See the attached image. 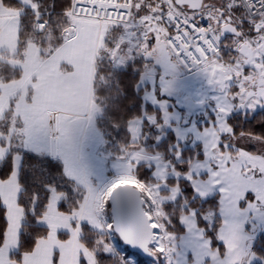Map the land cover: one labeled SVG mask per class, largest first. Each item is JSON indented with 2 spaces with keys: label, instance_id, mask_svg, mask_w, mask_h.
<instances>
[{
  "label": "snow or ice",
  "instance_id": "obj_1",
  "mask_svg": "<svg viewBox=\"0 0 264 264\" xmlns=\"http://www.w3.org/2000/svg\"><path fill=\"white\" fill-rule=\"evenodd\" d=\"M16 2H21V0H16ZM58 4L59 0H57ZM24 6L28 9L31 8V5L27 3ZM219 7L227 9V13L221 11L218 23L224 21L226 15L230 21L233 14L239 15L241 12H246V18L240 20V25L235 30H226L217 39L215 32L199 31L200 29L207 30L211 28L212 17L199 13L197 9L188 8L187 5H181L178 0H137L131 7L128 5L127 0H114V2L112 0H108V2H101V0H74V10L79 9L85 15L95 14L98 17L103 16L105 19L111 17L119 21L122 26V34L128 38L129 44L135 42L134 44L137 47L138 42L142 40L147 44L149 49L156 43V32L148 31L144 27L145 25L148 28H151L153 23L162 25L168 32L165 39L170 43L168 49L170 56L167 58L166 63L163 61L155 62L158 65H162L165 71H168L174 68L177 63L191 61L194 66L200 68L210 77L211 66L209 61H206L204 57H212L215 53L209 49L206 42L210 41L217 51L222 50L224 55H228L229 53L238 55V49L235 47L229 48L227 42L239 38L237 33L240 31V28H249L251 30L249 35L253 37L258 36L259 33H264V22L257 23L258 19L264 21V0H251L250 5L240 2V0H235V2L234 0H226ZM260 42V40L256 41V43ZM132 51L133 55H135L134 48ZM145 57L152 58L149 56ZM253 59L255 63L264 65V52L258 58L254 57ZM230 62L233 64L237 63L235 60H231ZM237 70L241 71L243 75H247L250 72H255L256 68L254 63L249 62L241 63ZM226 75H229V73H216L215 77L209 78L210 83L215 82L223 85V98L218 108L221 118L203 134L206 143L204 153L199 157L201 163L194 164L192 167L195 170L192 172H189L188 165L180 169L184 175H187L188 180L195 185L194 188H186V192H195L197 197H206L209 193L219 194L218 213L222 217V220L218 225L214 226L218 233L217 238L223 247H212L211 233L208 232L207 236H205L206 229L197 224L198 218L204 224H207V219H205L207 213L205 211L199 212L195 209H190L187 205L184 207V212L195 217L197 227L191 232L187 228L188 235L183 238L182 242L178 243L177 237L170 230H172L174 225L180 223V217L175 216L174 218L173 215L165 213L164 216L158 218L153 215L156 205L148 198H144L141 203L136 205L115 200L116 194L124 186L134 183L133 181L119 177L106 188L97 189L93 187L89 189L95 197V201H98L97 208L92 213L93 219L89 220L85 218L79 220L81 229L79 238L85 244V248L91 252V255L89 256L82 249L79 253L77 264H106L108 261L112 248L110 247L111 242L105 232L111 231L113 225H102L99 223V218L109 201L121 204L125 212L128 213L130 227L128 231L124 232L123 238L125 243H130L133 248L140 247L146 252L150 251L171 257V259L166 261V264H188L185 257L189 254H194L196 264H209V261L211 264H219V261H224L227 248L226 241L222 238L221 226L233 223L236 225L241 238L240 250L242 251V259L240 264H254V262L255 264H264V256L259 255V253H264V246L258 251H253L250 244L252 237L246 231L248 221L264 219V165L258 163L256 160L217 159L218 151H225L255 154L256 157H259L260 161H264V136L257 133L250 134L249 140L259 137L258 140L255 139L257 146L255 150H251L252 145L245 146L238 141L233 142L231 138L237 136L238 131L226 119L234 108L253 110L258 106H264V95L259 94V90L264 89V84L244 81L243 75L238 78L235 74H231L232 81H225L223 78ZM242 88L245 91L242 92ZM228 93L232 94L229 95ZM213 132L217 135H213ZM213 144L215 147H213ZM258 144L260 147H258ZM18 151L20 149L9 148L6 154L11 157L13 153ZM15 159H19V156H16ZM27 161L33 166L34 171L42 176L45 175L44 169H48L49 173L58 170V165L52 159L40 158L37 155H27ZM0 163H3L4 171L7 172V175L0 177V179L10 177L14 172L16 173L11 160L5 161L3 159L0 160ZM141 163L142 161L136 163V170L140 167ZM236 167L240 169V177L235 175ZM200 169L204 171L198 174ZM157 177L159 181L162 180L164 182V177L158 174ZM241 178L249 186L245 188L241 197L233 199V188L236 186V181ZM69 179L68 176L65 177V180ZM136 179L137 181H142L138 175ZM143 182L148 184V182ZM152 188L153 191L150 194L153 196L158 191L165 192L162 189V184L159 182L152 185ZM53 189L66 193L72 192V189L67 187V184H64L63 188L59 184H44L40 191L32 193L34 199L21 200L20 194H17V203L24 205V215L28 218L23 220L22 224H28L30 220L31 225H34L36 230H51L46 222L37 220L36 217L42 214L41 209L46 210ZM177 192L178 188L173 185L170 189V193L172 194L170 198L161 200L157 197L159 205L165 208V204L171 202L176 197ZM0 205H2L0 207V248H2L5 246V236L9 224L8 204L2 196H0ZM56 207L57 209H65L66 204L64 200H58ZM69 224L75 227L77 219H71ZM183 224L185 223L183 222ZM183 224H181V227H183ZM151 225L157 226L150 227ZM96 230H99V234L95 236L88 235V233ZM71 235V230L67 226L59 227L55 230L57 239L66 238ZM18 236L22 238V241L18 239L14 246H9L8 253L10 257L15 256L22 260V248L24 245L34 247L35 240L25 235L22 230L19 231ZM202 237H206L208 249L215 250L217 254L216 259H213L211 255L201 254L198 245L203 242ZM51 264H60V249L58 247H54L52 250ZM126 264H136V262L134 259L127 257Z\"/></svg>",
  "mask_w": 264,
  "mask_h": 264
},
{
  "label": "crops",
  "instance_id": "obj_2",
  "mask_svg": "<svg viewBox=\"0 0 264 264\" xmlns=\"http://www.w3.org/2000/svg\"><path fill=\"white\" fill-rule=\"evenodd\" d=\"M21 3L23 5L25 3L30 4V0H21ZM30 5L31 8L29 9L37 12L34 5L32 3ZM21 14L20 11L0 6V61H5L12 68L23 73L22 79L16 83L4 84L0 81V121L5 118L10 110L11 101L15 99L14 114L24 120L25 126L23 148L32 152L47 151L49 155L59 156L52 157L50 155L53 159L61 160L68 177L82 188H87L88 191L89 188L95 186L97 188L102 187L106 184V178H108V165L106 160L99 156L103 138L97 129L96 121L100 117L101 111L93 102V90L96 61L98 52L103 45L104 35L102 33L104 28L94 22H76L71 31L74 38L66 40L47 60L42 59L41 51L35 44L28 46L24 54V60H6L2 55L16 56L19 52ZM156 82V79L152 83L147 82L142 76L138 89L144 91L145 103L161 113L164 127L167 131H171L176 135L179 148H186L185 145L179 143L180 137L172 127V120L179 115L177 103L161 96ZM232 113L226 118L227 121ZM89 118L91 119L89 120ZM144 119L151 124L156 123L154 116H146ZM142 125L143 120L135 121L130 125L135 143L142 137ZM209 125L210 123L206 124V129L210 128ZM200 133H202V129ZM213 135L217 134L213 132ZM52 138L56 139V142L53 143ZM240 138L242 137L231 139L236 142ZM199 139L198 137L195 143L205 146L204 135L202 138L204 140ZM213 147H215L214 144ZM8 150L9 147L2 145V136L0 135V160H5ZM238 155H240L239 152ZM238 155L232 152L218 151L217 159H237ZM197 163L201 162H194L192 166ZM141 164L150 165V163L144 161ZM111 166L112 170L115 171L118 168V163L114 162ZM192 166L190 172L195 170ZM21 167L22 158L19 156V159H15L14 162L18 182L15 172L8 181L0 179V196L8 204L9 217L5 246L0 249V264H18L12 261L8 248L14 246L17 240L20 239L18 233L22 230L23 225L24 213L19 203H17V194L21 195L19 184ZM160 169L161 167H157L154 175H159ZM203 171V169L199 170L198 174ZM235 175L240 177L239 167L235 168ZM185 179L188 180L187 175H185ZM248 186L242 178L238 179L236 186L233 188V199L241 197ZM192 187L194 188L195 185L192 184ZM178 192L176 197L180 194ZM217 194L209 193L206 197L198 198L207 200ZM61 199H63L61 195H53L48 211L41 219L51 229L48 238L40 241L35 251L25 256L20 264H51L54 247L60 249V264H77L80 251L84 249L87 253L86 248L80 242V227L77 225L72 227L69 224V221L73 218H76L79 222L78 217L63 214L56 207V202ZM80 218L83 219V217ZM190 218L193 225H195L196 219L194 216ZM248 225L254 231L261 230L249 222ZM64 226L69 227L72 233L67 241L57 239L55 236V230ZM195 226L197 227V225ZM247 226L246 231L248 232ZM221 230L222 238L226 241L227 254L225 260L219 261V264H240L242 259L241 238L236 225L233 223L221 226ZM250 235L253 239L254 234L250 233ZM203 238L206 240L205 237H202L203 242L200 244L203 245V249H208L207 241H204ZM212 252L215 253V250H212Z\"/></svg>",
  "mask_w": 264,
  "mask_h": 264
},
{
  "label": "trees",
  "instance_id": "obj_3",
  "mask_svg": "<svg viewBox=\"0 0 264 264\" xmlns=\"http://www.w3.org/2000/svg\"><path fill=\"white\" fill-rule=\"evenodd\" d=\"M72 1L73 0H59V4L57 5V0H43L42 5H40V10L34 12L31 9L25 8L21 2H16V0H0V6L11 10L20 11L22 13L18 55L13 56L10 54H5L2 55V57L6 60L22 61L24 60V54L28 46L30 44H35L40 49L43 60L50 58L55 53V51L64 44L65 38L63 37V34L65 31L72 27L70 21L68 24V18L66 17L72 6ZM38 13L41 15L44 14V16L41 17V20H47L48 22V29L46 33H51L52 31L53 35H55L54 39L48 46L42 41L40 43L33 42L34 38L37 40L43 38L42 35H37L34 29L35 23L37 21L36 15ZM243 16L245 17V15ZM242 28L249 30L247 27ZM116 30H118V28ZM237 36L239 38L232 39L227 42V46L229 48L235 47L238 49L240 43L244 42L245 38L240 35V31L238 32ZM244 47L245 45L240 50L238 49V55H232L231 53L224 55L221 50L219 59L225 61V64L234 66L235 64L231 63L230 61L235 60L237 62V58H244L242 55ZM146 64L147 63H145L142 58H139L135 61L126 63L122 68H115L107 53H99L96 61L93 90V102L101 111V115L96 121L97 129L103 138V145L99 150V156L106 160L108 168H110L111 164L114 162L125 161L136 149H145L150 155L160 156L162 162L169 164L173 171L179 175V178H170L166 181L167 186L172 187L175 185L180 193L175 203H168L164 208L165 212L169 215H173L174 218L175 216L180 217V223L174 225L170 231L180 237H183L186 234V228L183 224V220L185 216H190V214L184 212V207L186 205L190 209H195L199 212L205 211L207 215L209 213H214V221H207V224H204L203 221L198 218L197 224L198 226L206 229L205 236H207L208 232L211 233L212 247L219 246L222 248L223 245L220 244L217 238L218 233L214 226L218 225L222 220L218 213L220 199L219 195L217 194L210 199L202 200L196 197L195 192H186V188L193 187L192 184L185 179V175L180 171V169H182L185 165H188L190 172L192 164L194 162L200 161L199 157L203 154L202 147L199 145L194 149L179 148L175 134L171 131H167V129L164 127L161 113L152 106L145 103L143 98L144 91L139 90L138 86L142 76L144 75ZM256 72L261 76L262 82H264V73L262 69L258 68L256 69ZM22 76L23 73L20 70L12 68L5 61H0V81L2 83L9 84L20 81ZM253 81L258 82L255 77L253 78ZM15 101V99L11 101L9 112L6 114L5 118L0 121V135L2 136V145L4 147L20 149V151L13 153L11 157L7 156L5 161L11 160L14 165L15 157L17 155L22 158V167L19 179V184L21 187V200L27 201L30 198L34 199L32 193L40 191L44 184H59L62 188L64 184H67V187L72 189L71 193L56 191L53 189L52 196L58 194L63 197L66 208L59 209L61 213L70 216L76 215L75 213L80 210V207L85 200L86 191L70 177L69 180H65V177L68 175L65 172L64 164L61 160L53 159L47 151L32 152L24 149L22 146L24 131H22L23 136L21 138H15L17 132L15 133L13 128L15 126L13 124L20 123L22 125L21 129L23 128L24 130V125L21 121V118L16 117L14 114ZM146 116H154L156 118V123L151 124L145 120L144 118ZM138 120H143L142 137L137 143H135L130 131V125L131 123ZM228 122L234 127L236 131H238V134L235 137L250 136L252 133H257L264 136V106L253 109L251 113H245L244 110L236 108ZM241 130L243 131L240 132ZM4 134L11 136L9 146L6 142ZM255 138L259 139V137ZM26 154L37 155L40 158L52 159L53 162L58 165V170L49 173L48 169H44L45 175L42 176L37 174L34 171L33 166L28 163ZM154 173V168L146 164H141L137 170L135 169L136 176L138 175L139 179L142 180L140 182H148V185L159 182L154 178ZM109 174H111V172ZM6 175L7 172L4 171L2 163L0 167V177ZM11 177L12 176L1 180L8 181ZM52 196L48 200L46 210L41 209L42 214L36 217L37 220H41L47 213ZM77 205L79 206L77 207ZM19 206L23 210V213H25L24 205L19 203ZM0 207H2V205H0ZM25 219L28 218L24 215L23 220ZM181 224H183V227H181ZM247 229L249 232L253 231L250 225L247 226ZM22 231L25 233V235H28L29 238L32 237L35 240L34 247L31 245H24L22 248L21 251L23 259L25 256L32 254L38 246V243L47 239L50 234V231L45 229L36 230L35 226L31 225L30 220L28 221V224L22 225ZM97 234H99L98 231L88 233L90 236H95ZM68 238L69 237L61 238V240L67 241ZM20 240L22 241L21 237ZM80 242L85 247V244L81 240ZM117 242L120 243L118 240ZM250 244L253 248V251H258L262 246H264V232L259 229L255 230L254 237ZM86 250L90 252L87 248ZM125 252L129 254L126 249ZM259 255L264 256V253H259ZM23 259L20 260L17 257L12 256V261L18 264L22 263ZM106 264L123 263L121 260H116L109 256ZM139 264H154V261H145L139 259Z\"/></svg>",
  "mask_w": 264,
  "mask_h": 264
},
{
  "label": "rangeland",
  "instance_id": "obj_4",
  "mask_svg": "<svg viewBox=\"0 0 264 264\" xmlns=\"http://www.w3.org/2000/svg\"><path fill=\"white\" fill-rule=\"evenodd\" d=\"M29 1V0H28ZM43 0H30V4L32 3L34 5V9L40 10V5H42ZM225 3V0H220V1H206L202 10V13L209 15L212 17L211 23H214L215 25V33L217 34V39L219 37L220 33V28L226 25L225 21H220V13L222 11V8L219 7L220 5H223ZM73 5V1H72ZM72 7V6H71ZM221 9V10H220ZM71 10V8H70ZM70 10L67 13V18H68V24L69 21L71 22V26L75 24V22L71 19L70 17ZM224 10V9H223ZM37 20H41V17L44 16L41 14H37ZM47 21V20H46ZM240 24H234L235 27H239ZM104 28V32L102 33L104 35L103 38V45L98 52V55L100 52H105L107 55H109L110 60L114 64L115 68H122L125 66L126 63H129L131 61H135L139 58H142L143 55H145L148 52H151L154 56H159L160 51H162L165 47V35L167 34L164 28L161 25H156L155 23L152 24L151 28H148L147 25L144 27L148 31H154L156 32V43L155 45L149 49L147 44L142 40L138 42V47L134 44H129L128 38L122 34V27L114 26V25H101ZM118 28V30H116ZM69 31H72V27L69 28ZM250 29L245 30L243 28H240V35L245 38L244 42L240 43L239 45V50L244 46V44L249 48L250 50L248 51V56L252 52L253 58L256 57L258 58L262 52H264V33H259L258 36H250ZM54 36L52 31L51 33H45L42 35L43 38L41 39H33V42L35 43H40L41 41L47 46L51 43V41L54 39ZM146 40V37H145ZM257 40H260V43H256ZM133 48L135 49L136 54L133 55ZM98 58V56H97ZM219 56H216L215 58L211 59L209 61L210 66H211V77H215L216 73H229V75L224 76L225 81H232V75L235 74L236 77H241L243 74L241 71H238L237 69L240 67L241 63H254L255 68H261L263 73H264V65L255 63V60H249V58H246V61L244 62V59L242 57L237 58V63L234 66H230L228 64H225L222 59H218ZM255 72H250L247 75H243V80L244 81H253V78L255 77L258 82L260 83L262 81L261 76ZM143 77L146 79L147 82L154 81L156 79V85L160 89V95L163 96L165 99L171 100L173 102L177 103V100L175 97L168 95L165 93L166 89L173 88L177 89L180 86V81L178 79V76L172 72L169 71H164L158 68V66L155 63H150L146 64L145 66V72ZM188 79L191 81V86H190V93L193 96V98L197 101H205L206 102V108L203 111L197 112L195 114L188 113L181 108L177 107V112L179 115L177 118H175L173 121V128L176 130L178 137H180V142L181 144L185 145L186 148H196L199 146L195 142L197 141L198 137L200 138L199 140H204L203 134L207 130L206 129V124L210 123V127L216 122L219 121L220 114L218 112V108L220 105V102L222 100V91H223V85L222 84H217V83H210L208 76L204 71H202L200 68H197L194 72L187 74ZM260 77V78H259ZM18 82V81H17ZM16 83V82H13ZM245 90V89H241ZM231 95L232 93H228ZM236 108H234L231 112H234ZM253 110H246L244 109L245 113H251ZM228 117V116H227ZM226 117V118H227ZM91 118H89L90 120ZM21 121L23 122L24 125V120L21 118ZM17 124V125H16ZM15 127L14 131L15 133L17 132V135L15 138H21L23 128L21 129V124L20 123H15L13 124ZM165 126V125H164ZM25 129V126H24ZM202 129V133H200V130ZM201 134V135H200ZM5 139L7 144L10 143L11 136L8 134H4ZM176 136V135H175ZM240 140L238 141L241 144H244L245 146L252 145L251 150H255L257 147L255 144V139L258 140V138L249 140V136H241ZM25 138V136H24ZM57 138V137H56ZM52 142L56 139L52 138ZM178 139V138H176ZM24 140V139H23ZM185 141V142H184ZM56 142V141H55ZM184 142V143H183ZM58 146H59V138H58ZM202 147V153H204V145H200ZM258 147L260 145L258 144ZM236 153L237 159L239 160H256L258 163L264 165V161H260L259 157H256L255 154H249L246 152H243L242 154L239 152ZM242 156V157H241ZM137 162H133V161ZM141 161H144L146 163H150V166L156 170L157 167H161L159 171L160 174L159 176L164 177V182L161 180L159 181L157 175H154V178L159 181V183L162 184V189L164 191H158L155 196L151 195L153 188L152 185L156 183H151V184H145L144 182L137 181L136 179V174H135V169H136V163H139ZM201 162V161H198ZM118 163V168L112 170V166L108 168V178H106V184L104 186L97 188L96 186L94 188L97 189H103L106 188L110 183L114 182L116 179L119 177L121 179H125L128 181H133L137 187L140 188L142 191V194L144 198H148L152 200V203L156 205V210L153 212V215L159 217H162L165 215V210L163 207H161L158 203V199H167L171 197L170 189L171 187L167 186L166 181L167 179H170L171 177L173 178H179V175L173 171V169L170 167L169 164L163 163L162 159L160 156H154L150 155L147 153L145 149H136L134 152L130 154V156L123 162H117ZM121 164V165H119ZM148 165V164H146ZM149 166V165H148ZM201 170V169H200ZM83 189L86 191V196L85 200L82 203L80 210L76 212L75 216L78 217V219H82L80 217H83V219L88 218L89 220L93 219L92 213L95 211L97 208V203L98 201H95V197L93 196L92 192L88 191L87 188ZM90 189V188H89ZM168 189V190H167ZM179 191V190H178ZM179 194V192H178ZM179 197V196H178ZM178 197H175L171 202L169 203H175L178 199ZM168 204V203H166ZM165 204V205H166ZM192 216H185L184 217V223H185V228H186V234L183 237H180L176 234H174L177 237V242L180 243L182 242L183 238L188 235L187 228L191 232L192 230L196 229L195 225H193L192 219L190 218ZM214 213H209L206 216V219L208 222L214 221ZM194 221V220H193ZM251 225L254 224L264 232V219H256V220H250L248 221ZM99 223L102 225H107L111 224V216L109 213V207L108 204L106 205L103 213L101 214L99 218ZM77 226H79V222H77ZM252 228V227H251ZM99 232V230H96ZM249 232V231H248ZM254 234V230L249 232V234ZM105 234L108 236L111 244L110 247L112 248L111 253L109 254L110 257L116 259V260H121L123 264H126L127 259L122 256V254L118 251H116L114 243L111 241V234H112V229L111 231H106ZM204 239V238H203ZM204 241H207L204 239ZM203 245H198V248L200 249V252L202 255H211L213 259H216L217 254L212 252L213 249H203ZM87 254L90 256L91 253L87 251ZM227 254V253H226ZM155 261L154 264H166V261L168 259H171V257H166L165 255L162 254H154ZM199 258V257H198ZM185 259L187 260L188 264H196L195 261V256L194 254H189L186 255ZM210 262V261H209ZM211 264V262H210Z\"/></svg>",
  "mask_w": 264,
  "mask_h": 264
},
{
  "label": "water",
  "instance_id": "obj_5",
  "mask_svg": "<svg viewBox=\"0 0 264 264\" xmlns=\"http://www.w3.org/2000/svg\"><path fill=\"white\" fill-rule=\"evenodd\" d=\"M206 1H220V0H178V2L181 5H187L188 8H194L197 9L199 13L202 12L204 4ZM236 27L232 24V21L228 20L227 25L222 29V34L226 30H235ZM238 34V33H237ZM244 49H247V52L243 50L242 55L246 58H249V60H252V52L248 56V48L244 47ZM145 56H149L152 58H148ZM170 56L168 50L166 47L159 53L158 62H167V58ZM143 61L147 64L153 63L155 61L154 55L151 52L146 53L142 57ZM246 61V60H245ZM174 63V61H173ZM158 67L162 70H164L162 65H158ZM169 72H172L176 75H178L180 78L183 79L185 82L184 86L180 89H173L169 88L165 90L166 94H169L171 96H174L177 99L178 106L191 114H195L197 112L203 111L206 108V102L205 101H196L191 94L188 93L189 89V79L186 75V73L180 69L179 65L176 64V66L172 69L168 70ZM260 84H264V82H260ZM264 92V89H263ZM117 201L122 202H128L133 205L139 204L144 200L143 194L139 188L136 187L135 184L129 183L126 186H124L120 192L116 194V197L114 198ZM109 206V213L111 216V224L113 225V233L117 237L120 244L127 249V251L133 255H137L140 257V259L145 261H155V257L152 252H146L140 247L133 248L130 243H125V240L123 238L124 232L129 230V218L128 213L125 212L124 208L121 204L113 201L108 202ZM150 227H154L151 225Z\"/></svg>",
  "mask_w": 264,
  "mask_h": 264
},
{
  "label": "built area",
  "instance_id": "obj_6",
  "mask_svg": "<svg viewBox=\"0 0 264 264\" xmlns=\"http://www.w3.org/2000/svg\"><path fill=\"white\" fill-rule=\"evenodd\" d=\"M101 2H108V0H101ZM112 2H114V0H112ZM136 2H137V0H127V3H128V5L130 7L133 4H135ZM225 2H226V0H225ZM234 2H235V0H234ZM240 2L248 4V5L251 4V0H240ZM223 11L225 13H227V9H224ZM243 15H245V17ZM70 17L75 23L76 22H80V21H89V22H94V23H96L98 25H105L106 24V25H114V26L122 27L120 25V22L117 21L114 18L110 17L108 19H105L103 16L98 17L95 14L85 15L79 9H75L74 10V0H73V5H72L71 10H70ZM242 18H246V12H241L239 15L233 14L231 20H232V22L234 24H240V20ZM225 20H227V15L225 16ZM261 22H264V21H261V20L258 19L257 23H261ZM34 29H35V33L37 35H43V34L46 33V31L48 29V22L46 20H37L36 23H35V28ZM215 30L216 29H215L214 23H211V28L210 29H207V30L206 29H200L199 31H212V32H215ZM165 31L167 32V29H165ZM167 35H168V32H167ZM63 37L66 40H70V39L74 38V34L71 31L67 30L63 34ZM201 38L203 39V37H201ZM206 43L208 44L209 49L212 52L215 53V55L212 56V57H208V56L204 57V59L206 61H210L211 59H213L216 56H218L221 51H217V49L211 44L210 41L206 42ZM165 44H166L167 48L169 49L170 43L166 39H165ZM177 64L179 65L180 69L183 70L186 74H190V73L194 72L198 68V67L194 66L191 63V61H186V62L177 63ZM153 226L155 227L157 225H153ZM110 236H111V241L115 245L116 251L120 252L122 254V256L124 258H126V259H127V257L134 258L136 260V264H138L139 258L134 256V255H129L127 252H125V248L117 243L113 233ZM153 254H155V253H153Z\"/></svg>",
  "mask_w": 264,
  "mask_h": 264
},
{
  "label": "flooded vegetation",
  "instance_id": "obj_7",
  "mask_svg": "<svg viewBox=\"0 0 264 264\" xmlns=\"http://www.w3.org/2000/svg\"><path fill=\"white\" fill-rule=\"evenodd\" d=\"M227 25V24H226ZM225 25V26H226ZM225 26H223V27H221L220 28V33H219V35H222V29L225 27ZM245 45V44H244ZM246 46V45H245ZM247 47V46H246ZM246 52H247V49H244ZM248 50H250L249 48H248ZM252 56H253V54H252ZM154 58H155V61H157L158 62V58H159V56H154ZM253 58V57H252ZM153 62V63H155L157 66H158V64L156 63V62ZM162 70V69H161ZM165 71V70H164ZM178 76V75H177ZM178 79H179V81H180V86L177 88V90H180L183 86H184V84H185V82L183 81V79L182 78H180L179 76H178ZM189 81V89H188V93L189 94H191L190 93V86H191V81L190 80H188ZM253 83H256V82H254V81H252ZM243 91H245V90H242V92ZM259 94H261V95H264V92H263V89H260L259 90ZM174 97V96H173ZM177 100V99H176ZM197 101V100H196ZM258 107H260V106H258ZM257 108V107H256ZM238 109V108H237ZM242 110H244V109H242Z\"/></svg>",
  "mask_w": 264,
  "mask_h": 264
},
{
  "label": "bare ground",
  "instance_id": "obj_8",
  "mask_svg": "<svg viewBox=\"0 0 264 264\" xmlns=\"http://www.w3.org/2000/svg\"><path fill=\"white\" fill-rule=\"evenodd\" d=\"M132 259H134V258H132ZM135 260V259H134ZM135 262H136V260H135Z\"/></svg>",
  "mask_w": 264,
  "mask_h": 264
}]
</instances>
